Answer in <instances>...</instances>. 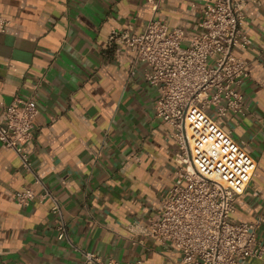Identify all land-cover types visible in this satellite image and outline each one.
Masks as SVG:
<instances>
[{
	"label": "crops",
	"instance_id": "obj_1",
	"mask_svg": "<svg viewBox=\"0 0 264 264\" xmlns=\"http://www.w3.org/2000/svg\"><path fill=\"white\" fill-rule=\"evenodd\" d=\"M212 0H161L159 17L187 35L201 32ZM245 4L250 45L242 80L248 111L222 120L257 160L232 217L258 221L264 240V0ZM11 23L0 33V118L37 83L39 115L25 146L38 174L58 196L69 241L57 238L50 201L19 206L12 193L31 183L20 158L0 143V264H84L74 244L108 260L171 264L173 248L144 231L175 175L171 126L156 116L157 88L131 74L135 53L107 48L112 31L138 34L151 17L148 0H0ZM39 193L40 186H34ZM244 264H259L248 259Z\"/></svg>",
	"mask_w": 264,
	"mask_h": 264
},
{
	"label": "built area",
	"instance_id": "obj_2",
	"mask_svg": "<svg viewBox=\"0 0 264 264\" xmlns=\"http://www.w3.org/2000/svg\"><path fill=\"white\" fill-rule=\"evenodd\" d=\"M151 17L144 32L114 30L107 48L126 46L135 53L131 74L145 65L144 79L159 92L156 116L171 126L176 164L173 183L145 233L162 246L175 248L181 257L171 264H264V240L258 221L232 217L238 198L247 189L257 160L245 143L226 130L222 120L248 111L242 80L248 62L238 51L251 41L244 30L245 4L238 0H212L201 9V32L187 35L159 17L160 1L148 0ZM259 3L258 0H253ZM10 19L0 14V33ZM28 97L16 96L0 118V143L12 149L31 183L12 193L19 206L34 200L50 201L57 238L70 241L68 224L58 196L38 174L25 146L34 138L39 108L36 89ZM40 186L37 193L34 186ZM84 264H145L142 258L120 262L103 260L92 251L72 244Z\"/></svg>",
	"mask_w": 264,
	"mask_h": 264
},
{
	"label": "rangeland",
	"instance_id": "obj_3",
	"mask_svg": "<svg viewBox=\"0 0 264 264\" xmlns=\"http://www.w3.org/2000/svg\"><path fill=\"white\" fill-rule=\"evenodd\" d=\"M158 98H159V92H157ZM173 257L180 258L181 254L178 252L175 248H173Z\"/></svg>",
	"mask_w": 264,
	"mask_h": 264
}]
</instances>
